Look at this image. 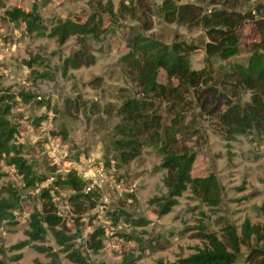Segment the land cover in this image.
I'll return each mask as SVG.
<instances>
[{
	"label": "rangeland",
	"instance_id": "obj_1",
	"mask_svg": "<svg viewBox=\"0 0 264 264\" xmlns=\"http://www.w3.org/2000/svg\"><path fill=\"white\" fill-rule=\"evenodd\" d=\"M107 1L111 2L116 16L109 17L103 13L104 32L100 39L87 38L93 63L67 69L65 73H61L59 67L62 59L78 48L74 37L58 44L52 37L28 33L23 21H10L5 16V11L14 7L29 12L35 4L46 34L57 19L82 21ZM160 1L141 0V8L134 11L135 0H0V93L6 91L14 95L8 116L16 128L14 143L20 156L32 164L34 171L46 176L38 186L51 187L50 195L57 214L64 219L65 231L71 234L74 245L90 262H118L125 252H131L140 264H148L156 258L171 261L204 245L198 231L211 232L222 238L226 224L238 231L243 220L260 223L263 218L264 132L252 129L247 134L234 136L231 141L225 140L217 127L214 104L204 103L202 106L197 99L200 88L185 90L180 87L185 104L186 129L180 139L196 154L191 176L215 175L220 190L218 205L207 206L185 190L168 213L158 215L156 206L148 202L166 192L162 183L165 170L159 167L161 155L156 147L142 146L140 154L126 163L118 162L113 156L110 138L113 125L118 120L116 108L125 98L136 96L138 91L126 76L121 62L132 35L139 33L167 44L182 41L193 45L195 48L188 55L190 67L205 68L204 85L216 93L225 92L219 81L222 74L228 71L230 64L244 62L249 55L250 43L258 39L253 24L243 20L237 28V53L227 59L210 57L206 61L203 52V45L208 40L205 29L199 25L164 21L158 11ZM213 1L214 4L209 0H179L195 3L203 12L220 6L231 9L233 5L236 11L253 14L258 6L259 13L264 15V0ZM141 11L145 14L140 16ZM148 18L151 26L146 30L142 24ZM33 56L40 59H37L38 63H32V69L50 71L51 80L37 78L30 73L31 67L24 61ZM19 92L34 93L37 98L48 100L49 106L39 105L34 99L24 101ZM76 97L85 102L84 108L77 113L64 108L65 99ZM248 98L249 91L241 89L237 96L230 97L231 101L240 104ZM155 104L162 122L166 123L171 116L168 104L159 100ZM96 163L103 166L105 183L97 188L98 194L91 208L85 203L79 204V201L74 207L69 200L71 191L67 187L54 186L55 178L52 176L61 177L68 170ZM5 184L18 188L22 200L16 222H0V262L47 264L49 256L45 251H36L29 244L19 249L11 248L12 244L26 238L24 230L28 214L33 207H40L37 188L22 187L20 176L11 165L1 160L0 187ZM103 197L105 201L99 202ZM103 202L104 207L97 211L95 206ZM118 214V219H113ZM124 214L132 218L141 217L148 222L131 227L123 220ZM97 226L103 229L102 234L91 236L90 232ZM75 227L80 230L82 245L80 237L73 235ZM130 230L136 232L137 240L117 234ZM96 240H100L101 247L94 250ZM42 242L56 252L61 263L74 264L66 258L48 231ZM34 243L40 244L38 241ZM258 246L259 242L253 237L246 243H240L232 264H255L248 253L250 248ZM16 253L20 256L13 261L11 256Z\"/></svg>",
	"mask_w": 264,
	"mask_h": 264
},
{
	"label": "trees",
	"instance_id": "obj_2",
	"mask_svg": "<svg viewBox=\"0 0 264 264\" xmlns=\"http://www.w3.org/2000/svg\"><path fill=\"white\" fill-rule=\"evenodd\" d=\"M135 2L134 11L142 6L141 0ZM209 2L214 4L213 0ZM231 7V9L225 6L212 7L208 12H203L195 3L179 2V0H161L158 6V11L166 22H179L187 26L199 25L205 29L208 40L203 45V52L206 61L210 57L227 59L235 55L238 45V26L243 20H249L253 24L258 39L250 43L249 55L244 62L230 64L228 71L219 79L225 92L216 93L210 86L204 85L206 77L203 75L206 69L190 67L188 55L195 47L185 42L173 41L167 44L135 33L129 39L127 52L121 57L126 76L134 82L138 91L136 96L125 98L117 106L118 120L112 128L110 147L115 154L113 156L120 163H126L137 157L142 146L156 147L161 155L159 167L165 170L162 183L166 192L161 197L151 198L148 202L156 206L158 215L168 213L176 204V198L185 190L210 207L218 205L220 200V190L214 174L194 177L190 174L196 154L180 139V136L182 137L186 132L185 104L180 87L185 90L200 88L201 91L196 96L201 105L214 104L217 127L225 140L231 141L234 136L247 134L252 129L264 132V15L259 13L258 6L253 14L241 13L234 10L233 5ZM103 13L109 17L116 16L110 1L88 13L82 21L69 18L57 19L46 34L39 17L31 15L28 11L14 7L5 11V16L10 21H23L28 33L34 32L38 36L52 37L58 44H62L69 37H74L78 48L65 56L59 67L61 73H65L67 69L93 63L94 57L89 51L87 38L100 39L104 32L101 17ZM134 14L132 12L131 16L134 17ZM144 14V11L140 12V16ZM138 16L136 14L137 19ZM142 26L148 30L151 26L150 19H146ZM37 59L40 57L33 56L24 63L31 67L30 73L37 78L51 80L50 71L37 72L32 69V63H38ZM240 89L249 91L248 100L241 104L230 99L237 96ZM203 92L205 94L202 95ZM18 95L24 101L34 99L39 105L49 106L48 100L37 98L34 93L19 92ZM13 98L14 95L6 91L0 93V161L13 167L20 176L22 187H38L37 198L40 207H33L28 214L27 228L24 230L26 238L12 244L11 248L19 249L29 244L36 251L47 253L49 256L47 264H63L58 260L54 250L42 244L48 231L66 258L74 264H140L131 252L122 253L118 262L105 263L102 260L90 262L74 245L73 237L64 229V219L56 212V206L50 195L51 187L38 186L46 176L34 171L32 164L20 156L19 148L14 143L16 128L8 118ZM156 100L168 104L167 108L171 116L166 123L162 122V116L155 104ZM84 106L85 102L79 97L64 101V108L68 107L72 112L77 113ZM220 106H223V109L220 110ZM52 177L55 178L52 182L54 186L67 187L71 191L69 200L74 207L76 201H79V204H87L89 208L92 207L98 194L97 189L84 191V183L74 170H68L61 177ZM21 200L22 195L18 188L9 184L0 187V222H16V214L21 212ZM261 211L263 218L260 223H250L245 219L240 223L238 231L234 226L226 224L222 238L211 232L198 231L197 234L204 240L202 247H197L195 251L171 261L156 258L148 264H232L239 250V244L246 243L251 237L258 241L260 246L250 248L248 256L255 264H264V207ZM118 217L119 214L113 219ZM123 220L131 227L142 226L148 222L141 217L132 218L128 214L123 215ZM102 231L103 229L97 226L90 235L95 237L101 235ZM117 234L125 239H138L133 230L117 232ZM100 247V240H96L93 249ZM19 256L20 254L16 253L11 259L16 261Z\"/></svg>",
	"mask_w": 264,
	"mask_h": 264
},
{
	"label": "built area",
	"instance_id": "obj_3",
	"mask_svg": "<svg viewBox=\"0 0 264 264\" xmlns=\"http://www.w3.org/2000/svg\"><path fill=\"white\" fill-rule=\"evenodd\" d=\"M78 177L83 181L84 183V191H90L91 189H97L101 188L103 184L105 183V175L103 171V166L101 163H96L93 166H87V167H80L77 170H74ZM38 190V187H36ZM105 201L104 197L99 200L100 201ZM104 207V202L103 204H97L95 206V209L97 211H100Z\"/></svg>",
	"mask_w": 264,
	"mask_h": 264
},
{
	"label": "water",
	"instance_id": "obj_4",
	"mask_svg": "<svg viewBox=\"0 0 264 264\" xmlns=\"http://www.w3.org/2000/svg\"><path fill=\"white\" fill-rule=\"evenodd\" d=\"M29 13H30L31 15H33V16H37V15H38V11H37V9H36V7H35V4H32ZM73 235L80 237V230H79L78 227H75V230H74V232H73ZM82 244H83V238L80 237V245H82Z\"/></svg>",
	"mask_w": 264,
	"mask_h": 264
}]
</instances>
